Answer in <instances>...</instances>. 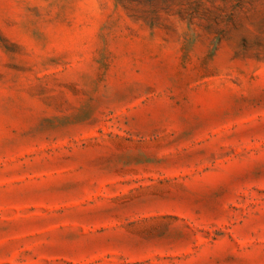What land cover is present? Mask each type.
Instances as JSON below:
<instances>
[{"label": "rangeland", "instance_id": "374dc122", "mask_svg": "<svg viewBox=\"0 0 264 264\" xmlns=\"http://www.w3.org/2000/svg\"><path fill=\"white\" fill-rule=\"evenodd\" d=\"M0 264H264V0H0Z\"/></svg>", "mask_w": 264, "mask_h": 264}]
</instances>
